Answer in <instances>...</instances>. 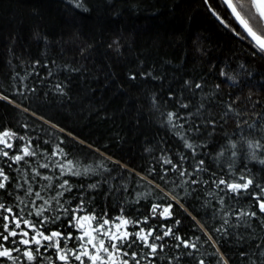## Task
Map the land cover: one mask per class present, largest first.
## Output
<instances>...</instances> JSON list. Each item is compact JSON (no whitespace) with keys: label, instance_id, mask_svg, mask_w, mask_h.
Here are the masks:
<instances>
[{"label":"trees","instance_id":"1","mask_svg":"<svg viewBox=\"0 0 264 264\" xmlns=\"http://www.w3.org/2000/svg\"><path fill=\"white\" fill-rule=\"evenodd\" d=\"M250 24L256 30V22ZM242 36L246 33L222 0H0V96L8 97L0 99V132L25 138L9 141L14 145L5 149L9 155L29 141L37 153L26 157L30 166L0 156V167L11 178L7 190H0V202L16 210L19 195L29 204L25 214L31 210L34 197H25L23 173L32 181L36 168L53 177L52 187L42 191L45 198L62 191L57 185L67 179L73 190L61 201H68L65 207L83 196L89 212L134 220L148 216L140 227H153L159 235L172 227L196 245L185 248L165 237L157 241L165 247L154 264H223L219 254L227 264H261L264 228L257 220L250 227L237 221L241 210H256L250 198L231 197L212 183L245 173L254 179L253 188L264 185L259 163L264 148L251 159L247 147L248 140L264 145V53ZM168 113H175L171 124ZM57 145L82 172L91 171L60 177L52 163L63 159L52 156ZM200 160L205 170L196 171ZM40 163L50 166L39 168ZM47 184L38 177L33 188ZM90 184L98 187L89 189ZM170 203L171 217L161 218L159 211ZM153 204L162 206L156 214ZM58 227L72 231L62 219L45 232ZM18 264H26L22 256ZM36 264L47 261L38 258Z\"/></svg>","mask_w":264,"mask_h":264},{"label":"snow or ice","instance_id":"2","mask_svg":"<svg viewBox=\"0 0 264 264\" xmlns=\"http://www.w3.org/2000/svg\"><path fill=\"white\" fill-rule=\"evenodd\" d=\"M205 3H207V0H205ZM222 3L230 10L231 15L239 23L244 33H246V37L242 36L241 38H250V41L253 42V47L260 53H264V34H258L264 33V0H236V2L234 0H222ZM77 6L80 7L82 5ZM209 10L213 12V15L217 19L221 20V23H224V20L221 19L219 14L210 5ZM250 21L256 22V30H254ZM236 34L238 36L241 35L239 32ZM196 87L199 88L201 85L198 84ZM0 99L7 100L8 97L0 96ZM185 107L187 106L185 105ZM174 116L175 113H168V122L170 124ZM13 138L25 139L23 136L17 137V134L7 130L0 132V145H2L0 147V156L6 157L12 164L23 162L30 166V162L26 160V157H36L37 155L32 150L31 142L29 141L20 147L17 154L9 155V151L5 149H13L14 145L9 142ZM236 146L234 142L231 144L233 149ZM185 147L192 149L193 145L185 140ZM247 147L251 150V159H258L256 150L264 148V145L259 140H248ZM67 155L59 145L52 152L53 157L60 156L63 158L62 160L52 161L54 166L59 168L60 177L66 175L78 177L87 175L91 171L90 168H84L82 172L73 160L67 159ZM236 155L237 153L233 151L232 156L235 157ZM183 159L185 158L181 157V160ZM163 162L165 164H172L171 159H164ZM259 163L264 164V159H259ZM12 164H9L8 167H11ZM203 165V160L198 161L196 171L205 170L203 169ZM49 166V163L39 164V168L48 169ZM231 168L232 166L229 165L230 173ZM172 170L178 171L179 168L177 165L172 164ZM179 171L180 175L184 176L187 169ZM32 172V181L27 179V172L23 173L25 177L24 182L28 185L25 189V197H34L31 200V210H28L25 214V209L29 208V204L24 197L19 195L16 196V199L19 201V204L16 205V210H14L12 205L0 202V260H7L11 261L12 264H18L22 256L26 264H36L38 258L41 261H47V264H58V262L59 264H74V262L75 264H86V262L87 264H144V262L154 264L158 258V253L162 252L165 247L163 243L158 244L157 241H163L165 237L172 236L183 244L185 248L196 247L195 244H191L179 235H176L172 227H167L162 235L156 234V229L153 227H140L141 224L148 223V216H145L142 220H134L124 215L109 218L106 212L100 215H97L94 210L89 212L86 209L83 196H81L79 203L74 207H65L68 201L65 200L63 203L61 201L65 193H70L73 190V186L67 179L57 185L62 191H57L55 196L45 198L42 195V191H46L52 187L51 181L53 177L43 175L36 168H33ZM38 177L49 181V184L41 185L40 189L36 190L33 188V182H37ZM9 183H11L10 176L5 172L3 167H0V190H7ZM192 183L196 184L198 181L192 180ZM212 183L216 189L230 194L231 197L240 198L247 195L256 210H241L237 216V221H243L245 226L250 227V222L257 220L260 222L261 227L264 228V185L255 183V187L253 188L254 179L245 173H241L236 179H225L221 176L218 180H212ZM16 187L20 189L23 188V185L17 183ZM80 187H83V185ZM97 187V184L88 185L89 189H96ZM165 196L175 201L176 204H180V200L171 193H165ZM37 200L42 201V203L37 205ZM53 202H55V207H53ZM219 203L221 205L224 204L223 197L219 199ZM20 205H24V207H20ZM161 207L159 204H153L150 211L152 214H156ZM172 207L171 203L163 206L162 211L158 213L159 216L164 219L170 218ZM121 212H123V209ZM45 213L51 214L46 215ZM258 213L261 215H258ZM33 216L36 218L35 220L32 219ZM62 219L66 221L67 228L72 229V231L65 233L58 227L55 230L48 231L46 234L45 229L50 224H57ZM175 223L179 225L180 221L177 220ZM223 223L224 225H228V219L225 218ZM130 227L134 230L129 231ZM222 228L223 225L221 228L216 229V231L220 232ZM201 230L205 231V234L208 235L202 225ZM209 239H212L211 236H209ZM70 242L73 244L72 247H69ZM9 243L13 247H9ZM62 243L63 246H61ZM20 246H23V250ZM179 246V244L176 245V247ZM213 246H216L215 241H213ZM256 247L259 248L260 244H257ZM144 249H147V251L145 252ZM50 250L54 252V255H45ZM13 253H19L20 255L14 256ZM260 254L264 256V250ZM219 255L223 264H227L223 260V255ZM241 255L246 256L248 254L242 252ZM199 264H204V261H199ZM253 264H255V261H253ZM261 264H264V261Z\"/></svg>","mask_w":264,"mask_h":264},{"label":"water","instance_id":"3","mask_svg":"<svg viewBox=\"0 0 264 264\" xmlns=\"http://www.w3.org/2000/svg\"><path fill=\"white\" fill-rule=\"evenodd\" d=\"M227 8V7H226ZM228 11L230 12V10L228 9ZM231 13V12H230ZM212 14H213V12H212ZM214 17L217 19V17L214 15ZM217 20H219V21H221L220 19H217ZM238 23V22H237ZM239 24V23H238ZM241 27V26H240Z\"/></svg>","mask_w":264,"mask_h":264}]
</instances>
